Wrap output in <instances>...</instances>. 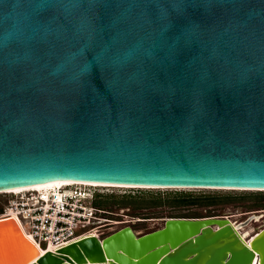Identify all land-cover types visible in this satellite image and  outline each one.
I'll use <instances>...</instances> for the list:
<instances>
[{"label":"water","instance_id":"95a60500","mask_svg":"<svg viewBox=\"0 0 264 264\" xmlns=\"http://www.w3.org/2000/svg\"><path fill=\"white\" fill-rule=\"evenodd\" d=\"M54 180L264 190V0H0V191ZM30 264H264L226 218ZM0 253L34 249L0 221Z\"/></svg>","mask_w":264,"mask_h":264},{"label":"built area","instance_id":"2783aa9c","mask_svg":"<svg viewBox=\"0 0 264 264\" xmlns=\"http://www.w3.org/2000/svg\"><path fill=\"white\" fill-rule=\"evenodd\" d=\"M105 189L108 188L71 184L48 191L2 193L6 203L0 210V219L16 217L43 254L56 253L91 235L103 240L126 221L100 205V199L107 194Z\"/></svg>","mask_w":264,"mask_h":264},{"label":"rangeland","instance_id":"374dc122","mask_svg":"<svg viewBox=\"0 0 264 264\" xmlns=\"http://www.w3.org/2000/svg\"><path fill=\"white\" fill-rule=\"evenodd\" d=\"M105 190L107 194L100 199V205L113 214H120L121 219H139L141 222L125 225L131 226L138 234L161 228L164 220L169 218L232 216L231 220L241 223L252 218L249 213L264 210V191L150 188ZM188 200L194 202L188 203ZM5 203L6 199L0 196V210ZM262 215L259 222H251L245 229L257 232L264 228V213ZM11 257L0 253V264H7Z\"/></svg>","mask_w":264,"mask_h":264},{"label":"bare ground","instance_id":"6f19581e","mask_svg":"<svg viewBox=\"0 0 264 264\" xmlns=\"http://www.w3.org/2000/svg\"><path fill=\"white\" fill-rule=\"evenodd\" d=\"M71 184H84V185H87V186H95V187H102V188H108V189H114V188L168 189V188H154V187H147V186H134V185H126V184H109V183L84 182V181H72V180H54V181H49V182H45V183H42V184H37V185H34V186H30V187H27V188H18V189H14V190L0 191V194L9 193V192H22V191H27V190H37V189L38 190L48 191L49 189L56 188L57 186L71 185ZM185 189H187V188H185ZM229 190H232V189H229ZM238 190H242V189H238ZM253 191H257V190H253ZM261 191H264V190H261ZM260 212L264 213V210L263 211H259V212L256 211V212H253V213L251 212L249 215H251L252 218L247 220V221L241 222V223H237V222H234L233 220H231L232 216H230V217L219 216L218 218H226V219H228L229 223L236 230V232L240 235V237L248 245H250L251 241L254 239V237L257 236V234H259L260 232H262L264 230V228H262L261 230L259 229V231H257V232L256 231L252 232V229L251 230L250 229L246 230L245 227L250 225L251 222H254V221L255 222H259L261 220V218L263 217V215L261 216ZM8 220H12L14 222V224L18 228L20 234L27 240V242L30 244V246L34 249L35 257L32 260H30L29 262H27L26 264L32 263L37 258H39L44 252L42 251V249L40 247H38V245H36V243L33 242V240H31L28 237V235L25 233L23 227L21 226V224L19 223V221H18V219L16 217L12 216L10 219H7V220L0 219V221H8ZM165 221L166 220H164V222ZM136 222H141V221L139 219L126 220L125 221V225L130 224V223H136ZM125 225H122V226H125ZM134 232L136 234H138L135 230H134ZM91 236L95 237L96 235H91ZM91 236H87V237H91ZM11 258L12 259H10L7 264H12L13 263L14 259H13V257H11ZM253 264H257V259H255Z\"/></svg>","mask_w":264,"mask_h":264},{"label":"trees","instance_id":"16d2710c","mask_svg":"<svg viewBox=\"0 0 264 264\" xmlns=\"http://www.w3.org/2000/svg\"><path fill=\"white\" fill-rule=\"evenodd\" d=\"M184 196V195H183ZM187 196V195H186ZM186 202V201H185ZM188 203H191V202H194V200H188L187 201Z\"/></svg>","mask_w":264,"mask_h":264},{"label":"flooded vegetation","instance_id":"af4514ba","mask_svg":"<svg viewBox=\"0 0 264 264\" xmlns=\"http://www.w3.org/2000/svg\"><path fill=\"white\" fill-rule=\"evenodd\" d=\"M249 214H250V213H249ZM249 214H248V215H249Z\"/></svg>","mask_w":264,"mask_h":264}]
</instances>
